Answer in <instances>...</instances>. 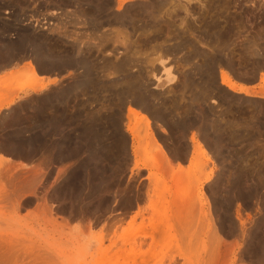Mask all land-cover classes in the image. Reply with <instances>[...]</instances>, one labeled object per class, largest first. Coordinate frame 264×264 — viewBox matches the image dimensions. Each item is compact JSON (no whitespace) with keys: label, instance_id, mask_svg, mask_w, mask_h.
<instances>
[{"label":"rangeland","instance_id":"obj_1","mask_svg":"<svg viewBox=\"0 0 264 264\" xmlns=\"http://www.w3.org/2000/svg\"><path fill=\"white\" fill-rule=\"evenodd\" d=\"M146 2L137 0L127 6ZM116 9L115 0H0V65L23 64L0 82V107L10 103L5 121L0 120V212L20 219L16 223L18 218H10L11 224L5 217L6 222H0V233L8 235L0 238V264H29L32 256L38 264H264V101L233 97L220 85L219 72L215 82L208 83L202 66L206 60L196 57L183 62L189 56L187 49L165 61L161 52L153 50L161 43H174L175 33L165 26L157 38L151 34L153 29L139 30L144 21L137 20L138 32L133 33L125 26L106 25L116 14L124 13V8L121 12ZM231 11L240 14V10ZM255 15L262 19H248L250 24L257 26L262 20L264 25V15ZM247 29L250 31L248 24ZM258 35L250 39L246 30L233 43L240 47L250 40L264 48V36ZM195 39L191 38L195 48L210 55L212 48ZM129 43L134 44V51L128 55L125 44ZM257 52L258 57L264 56V50ZM250 53L254 52L239 50L233 57L227 51L219 53L225 62L231 59L235 65H243L238 70L241 75L225 66L218 67L219 71H226L234 82H249L255 60ZM159 54L163 59L156 62ZM128 56L134 65L116 73L111 65ZM76 61H84L85 66L73 68ZM168 68L172 75L166 77ZM50 76L54 77L51 88L50 84L39 92L25 88L46 83ZM129 76L142 78L144 92L155 96L150 100L154 108L170 112L166 115L169 125L184 119L195 125L183 135L171 134L136 108L135 124L143 145L140 159L156 168L147 171L139 166L136 170L128 157L120 162L121 170L114 164L104 166L103 171L101 162L87 155V135L80 129L91 116L74 115L78 110L110 112L118 105L112 97L114 91ZM47 95L48 106L37 103ZM196 95H200L198 100ZM53 98L58 99L55 112ZM177 105H184L186 111L175 110ZM105 116L99 120L105 124L102 144L109 149L102 154L110 159L117 146ZM69 117L80 127H67ZM149 134L158 145L152 144ZM191 136L197 144L192 155ZM183 144L189 155L170 160L169 166L155 149L161 146L166 152V146L176 150ZM91 145L100 150L97 142ZM69 173L74 189L65 185ZM149 174H153L150 181ZM96 176L102 177V185L105 181L101 190ZM107 183L114 185L105 188ZM146 192H150L148 198ZM137 194L141 201L132 211L121 209L123 197ZM15 207L17 214L9 212ZM18 223L27 226L20 228L23 232L12 228L16 224L19 228ZM36 232L38 237H34ZM140 238L146 239L144 246H128V240ZM123 239L127 242L121 249ZM45 254L49 256L44 258Z\"/></svg>","mask_w":264,"mask_h":264},{"label":"bare ground","instance_id":"obj_2","mask_svg":"<svg viewBox=\"0 0 264 264\" xmlns=\"http://www.w3.org/2000/svg\"><path fill=\"white\" fill-rule=\"evenodd\" d=\"M115 2H116V5H117L116 12H121V9L124 8L123 9L124 13L121 14V15H117L116 14V16L113 18V20L106 22V23H108L106 25H109V26H114V25L115 26L116 25L117 26H125V27L129 28L132 31V33H133V32L138 30V28L136 26L137 25L136 24L137 20L144 21V24L142 26L140 25L141 28L139 30H141V31H145L146 30L147 31L148 28L150 30L153 29V31L151 30L152 32L151 31L150 32H151V34L153 33L157 38H158V36L163 34L162 29L165 26L166 27L165 29H167V31L175 33L176 37H174L175 38L174 39V43H172L170 45H165V43H161V44L153 47L154 48L153 50L155 52L158 51V52L162 53V57L165 58L164 59L165 61H168L170 59L169 56H172L173 54H177V53L182 52V51L187 49L189 56L184 57V61L183 62H187V61H189L191 59H195L196 57H202L204 59V61L206 60L204 62V64L202 63L203 64L202 66L205 65L204 70H205L206 73H208V76L206 77V79H208L207 80L208 83L213 84L215 82V80L217 79V72H219L218 80L220 81V85L225 87L228 91H230L232 93L240 92L243 95H245L246 97H251L253 95L254 96L255 95H260V97H264V88H261V91L258 94L251 93V91L245 89V87L238 86L231 79L230 75L226 71H219V69H218V67L225 66V67L229 68V70H231V71L234 70L237 75H239L238 73H240V75H241V72H238V70L240 68L242 69L243 65H240V63L235 65V63L231 59H229V61L225 62L223 60V58L221 56H219V53H221L220 55H222L223 52L227 51V52H230L231 56H232L233 53H235V51H239V50H242L244 52H254V53H250V55H251L250 57L255 59L254 62L252 63V65L254 66V68H252V69H254V70H252L251 75H249L250 79H248V80L250 82V81H253L254 79H257V78H255L256 74L261 72L260 76H259L260 77L259 79H261L260 81L262 83H264V56L258 57L259 55L257 54L258 50H264V48L260 49V44L259 43H257L256 41H250V40H249L248 44H246V43L241 44L240 47L238 45L236 46L233 43V40L235 38L237 39V37H239V36H242V33H245L246 30H247V34H249V36H250V39L255 34L258 35V33H261L260 35L264 36V25L262 24V20H261V22L259 24H257V26L256 25L252 26L250 24V21L248 20V19H251L250 16H255L254 19H260V18L262 19L261 16H256L255 14H261V15L263 14L264 15L263 4H261V3L257 4V2H255L253 0H251V1L250 0H206V1H203V0H148V2L144 3L143 5H137V6H133V7H128V6H131V5L135 4L137 2V0H116ZM107 3H105V5L103 4V8L104 9L106 8ZM112 3L113 2H109V5H111ZM236 3H238L240 5L239 7H241L240 8V12H239L240 14H236L235 12L231 11L233 6L237 5ZM248 3L254 5V8L252 6V8H253L252 12L242 8L244 6L247 7L249 5ZM263 3H264V0H263ZM246 4H248V5H246ZM247 24H248V28L250 29V31L247 29ZM131 31H130V33H131ZM118 34H115V35L118 36ZM123 35H126V34L123 33ZM260 35H258V37H260ZM156 37H154V38L152 37L153 38L152 41H157ZM192 37H196L197 39H199L201 41V43L203 42L206 45V47H209V48L211 47L212 48L211 49L212 52L210 53V55H206L205 53H202V52L198 51L195 48L194 43L191 41ZM159 38H161V37H159ZM197 39H195V40H197ZM125 47H127L126 49L128 50V55L130 54V52L134 51V44H130V43L129 44H125ZM107 50H109V49H107ZM160 54H159V57H156V62H159V61H161L163 59V58L161 59ZM223 55H225V54H223ZM83 62L84 61H80L79 63H77V61H76L75 63H77V64L73 65L72 67L73 68H77V69L81 68V65L85 66V63H83ZM72 64L73 63H71V65ZM12 65L13 64H10V65L9 64H5L4 66L0 65V68L1 67L12 66ZM128 65H130V66L134 65L132 57H131V59H129V56L127 58L126 57L123 58V59L121 58L120 61H118L117 63H114L111 66L116 71V73H120V72H123L124 69H126ZM107 66H108V68H111L109 65H107ZM235 67H238V68H235ZM30 68L31 67H29V69ZM170 69L171 68H168V70L166 72L164 71L166 77L169 76V75H172L170 73ZM174 69H175V67H174ZM216 69H217V71L215 72ZM31 72H32V74L35 73V71L33 69H31ZM29 75H31V74H29ZM240 77H242V76H240ZM35 79L36 78L33 76V80H35ZM38 81H39V79H38ZM40 81H39V83H40ZM36 83H37V81H36ZM53 83H54V80H52L51 84H53ZM38 84H36V85H38ZM48 84H50V83L47 80L46 83L41 82V85H39L37 87H35L36 85L32 86V84H30L32 87H26L25 86V88L27 90L32 91V92H39V91H42L43 89H45ZM144 89L145 88H144V84L142 83V78L141 77L140 78L139 77L138 78L137 77L131 78L129 76L128 79L126 81H124L123 87H120V88H118V89H116L114 91L112 97L113 98L115 97L114 99L118 100V102H117L118 105L115 106V108H111L109 110L110 112L107 111L108 113L104 114V112L101 113L100 110H97V111L92 112V113H89V111H87V112L84 111L83 112L81 110H78V112L74 116H78V117L80 115H82V116H86V115L87 116H91V118H88V117L85 118L86 119V123L81 125V127H80L79 124H77L78 123L77 121H76L77 123L72 121L73 117L72 118H70V117L67 118L68 119V122L66 124L67 127H74L75 130L78 127H80V129L81 128L83 129V132L87 135L86 138L88 140L87 141L88 143H86V144H88V146H87V155H89V157H91L92 160L98 161V163L101 162V164L103 166L102 167L103 171H104V168H105L104 166H106V169H107V166H111V165L113 166L114 164H117V165L119 164V166H117V168L121 170L122 166H121L120 162H126L127 160H129L128 157L132 158L133 167H135L136 170H138L139 166L143 167L144 170H147V171L151 170V168L152 169L156 168L153 165L149 166V164L148 165L145 164V163L143 164L141 159H140L141 155L143 154V149H142L143 145H142V141L139 138L138 128L136 127V124H135L136 119L138 118V113L135 111L136 108L138 110L143 111V113L147 114L153 121L158 122L159 124L164 126L171 134L174 133V132L175 133L176 132H180V134L183 135V134L186 133L187 130H189L193 125H195V122L193 120H188V119H184L182 121L180 120V121L176 122L173 125H169L167 123V120H166V115L169 114L170 112L169 111H165V110L160 109V108H154L153 104L150 103V100H152L155 96L153 94L145 93ZM49 95H51V93H49ZM200 95H198V96L196 95L195 99L197 98V100H198ZM57 98H53L52 103H51V106L53 108V112L56 111L55 102L58 100ZM130 98H132V100L128 101L127 99H130ZM49 101H50V98L48 96V97H45L43 99L40 98L37 101V103H40L41 106H44V105H47ZM9 104L10 103H8L6 106H8ZM26 104H28V103H26ZM127 105H130V106H127ZM175 110H183V112H185L186 108H185L184 105L183 106L182 105H177L175 107ZM8 114H6V115H8ZM3 115H1V117H0L1 121H5V120H2V119H4V117L6 115L5 114H3ZM12 115L15 118L18 116L15 112L12 113ZM12 115H10V116H12ZM104 115H106L105 117L108 116L107 119H106L107 124H108L107 128L110 129L113 142H116V146H117V150L114 151V154L110 156V159H108V158L104 159L103 154H102V151H105L106 150L105 148L109 147L107 145H103L102 144V142L105 140L104 135H103V131H102V129L104 128L103 125H105V124H103V123L100 124L102 119L99 120V118L100 117L101 118L104 117ZM19 121H20V119H19ZM23 122H19V123H23ZM56 123H58V122H57V120L54 119V124L57 125ZM23 124H20V125H23ZM120 124H123V127H124L123 132H125L128 135V137H125V135H124L125 133L124 134H120L119 133L118 125H120ZM204 127L205 126H203V128ZM79 130H77V131L79 132ZM81 132H82V130H81ZM149 137L152 140V141L150 140L152 142V144L154 143V145H158L156 143L157 141L155 140L154 137L152 138L151 134H149ZM127 139H129L130 155H128V152H127ZM160 139H162V138H160ZM190 141L192 142V147H190L191 148L190 154L192 155L194 153L193 151H194V149H195L197 144H196L195 140L193 139V136L190 137ZM94 142L95 143L97 142V145H98V147L100 149L99 151H97V150L95 151V149H96L95 146L91 145V143H94ZM34 143H37V142H34ZM63 144H65V143H63ZM57 145H58V140L56 141L55 146H57ZM76 146H78V145H76ZM78 148H80V146ZM164 148L167 149V150L165 149L166 152L162 150L161 146H158L155 149H156V151L158 149V151L160 152V154H159V152H158V154L161 155V157H162L161 160L164 161V163L167 166H169V164L171 163L170 160H172V161H177V160H180V159L183 160L184 158H186L187 155H189V152H187V147H185L184 144L179 146V148L177 147L176 150H171V148L169 149L167 146L164 147ZM78 150H80V149H78ZM73 152H72V155H73ZM84 153H86V152H84ZM164 163L162 162V164H164ZM101 164H100V166H101ZM76 172L77 171H75V173ZM101 174H102V172H101ZM71 175H72L71 173H69L67 175V177H66L67 179H66V184L65 185H67V187H69V189H70V186H71V188L73 187V189H74L73 182L70 179ZM152 175L153 174H149L147 176L148 177L147 179L149 181L151 180ZM75 176H73V177L75 178ZM78 178L80 179V177H78ZM101 178H99V176H98L97 178L94 179L98 183V185H99V182L101 181L100 180ZM208 179H209V177L205 181L208 182L209 181ZM86 182H88V181H86ZM91 182H93V181H91ZM104 182L105 181L103 180V182H102L103 185H104ZM107 184L105 185L106 186L105 188H109V186L111 187L112 185H114V184L109 185V183H107ZM101 185L102 184L100 182V187H99L100 190H101ZM93 188H95V187H93ZM148 194H150V192L149 193L146 192V194H145L147 196V198L149 197ZM140 201H141V195H139V194H137L135 196L134 195L125 196V197H123L120 200L119 206L124 211L125 210L130 211L133 208V206L135 205V203L140 202ZM11 210H12V208H11ZM11 210L9 211V209H8V211L11 212L12 214H17L18 213V211L16 210V207L12 210L13 212ZM124 211H122V212H124ZM136 211H138V212H136ZM136 211L134 212L135 215L136 216L140 215V209L139 210L137 209ZM2 212H5V211H2ZM2 212H0V214ZM121 214L124 215L125 213H121ZM126 214H128V212ZM4 215H6V214L4 213ZM4 215H3V213H2V216L0 215V222H2V223L6 222V220H5L6 218L5 217H7V221H9L10 218H13V219L15 218V216L12 217L10 215V217H9V216H4ZM135 215H134V217H135ZM2 217L4 218V220L2 219ZM17 218H15L14 220H18L19 219V218L18 219ZM121 219L123 220V217ZM11 220L12 219H10V222L12 224ZM118 221H119V223L122 222L120 220H118ZM17 222H20V219L18 221H16V223ZM7 223H9V222H7ZM19 224L20 223H18V226H20ZM4 225H6V224H4ZM6 226H8V225H6ZM22 226H20L19 228H15V227H17V224H16V226L12 227V228H14L15 230L18 229L17 230V233H18V231L19 232L21 231L20 228ZM9 227H11V226H8L7 229H10ZM23 227H27V226L24 225ZM26 229L28 231V228H26ZM31 230H30V225H29V231H31ZM21 232H23V231H21ZM36 233H35V235H37V236H34V237H38L39 234L38 233L36 234ZM19 234H18V236H20L22 233L20 235ZM13 236H15V235L13 234ZM7 237H8V235L4 237V235L2 233H0V238H5L6 239ZM15 239H14V241L17 240V239L15 240ZM8 240H11V239L9 238ZM11 242H13V241H11ZM126 242L127 241H125L124 239L121 240V242H120V246H122L121 249L125 246ZM127 244L130 247L141 248L142 246H144L146 244V239L142 240V238H140L139 240H135V239L128 240ZM32 253H33V251H32ZM32 253L30 254V257H31V255L34 254V253L33 254ZM47 255L49 256V254H45L46 257H44V258H47ZM32 257H34L35 260H34V258H33V260H31V258H29L31 261H29L28 263L30 264L31 262H33L34 264L35 263L38 264V262H34V261H38V260H36L37 258L35 256H32ZM44 258H43L42 261L46 260V259L44 260ZM49 261L47 260V262H49ZM45 263L46 262H44V264ZM50 263H48V264H50Z\"/></svg>","mask_w":264,"mask_h":264},{"label":"crops","instance_id":"obj_3","mask_svg":"<svg viewBox=\"0 0 264 264\" xmlns=\"http://www.w3.org/2000/svg\"><path fill=\"white\" fill-rule=\"evenodd\" d=\"M116 1V0H115ZM23 67V64H13L12 66H7V67H1L0 68V82L2 79L6 78L7 76L13 74V73H16L18 72L19 70H21V68ZM261 73V72H260ZM260 73H257L256 74V77L257 79H254L253 81H250V82H245L243 80H236L235 83L238 85V86H242V87H245V89L251 91V93H255V94H258L260 91H261V88H264V83H262L259 79L260 77ZM41 75H46V77L48 76L47 74H41ZM54 77L53 76H50L48 78V81L51 82V80L53 79ZM54 84V83H53ZM263 86V87H262ZM49 88H51V84L48 86ZM3 92L0 90V104L2 103V97H3ZM240 92H237V93H230L233 97L235 98H241V99H245V100H250L252 102H261V101H264V98L263 97H260V95H253L251 97V99H248V97H246L245 95H243L242 93ZM242 94V95H241ZM6 110H8L6 108V106H1L0 107V117L1 115L3 114H6Z\"/></svg>","mask_w":264,"mask_h":264},{"label":"flooded vegetation","instance_id":"obj_4","mask_svg":"<svg viewBox=\"0 0 264 264\" xmlns=\"http://www.w3.org/2000/svg\"><path fill=\"white\" fill-rule=\"evenodd\" d=\"M258 0H256V2H257ZM261 4H263V2L261 1L260 2ZM237 5H234L233 6V9H235V10H237V12L240 10V8L241 7H239L240 5L238 4V3H236ZM249 4V5H248ZM248 4H246V5H248L247 7L246 6H244V7H242L243 9H245V10H253V8H254V5H252V4H250V3H248ZM250 6V7H249ZM252 6H253V8H252ZM235 7V8H234ZM263 7H264V4H263ZM240 12V11H239ZM257 13V12H256ZM251 18H254L255 16H250Z\"/></svg>","mask_w":264,"mask_h":264},{"label":"water","instance_id":"obj_5","mask_svg":"<svg viewBox=\"0 0 264 264\" xmlns=\"http://www.w3.org/2000/svg\"><path fill=\"white\" fill-rule=\"evenodd\" d=\"M37 72L39 74L46 73L45 70H41V69H39V70L37 69ZM118 131H119L120 134H124V132H123V124L118 125ZM127 152H128V155H130V151H129V139H127Z\"/></svg>","mask_w":264,"mask_h":264}]
</instances>
